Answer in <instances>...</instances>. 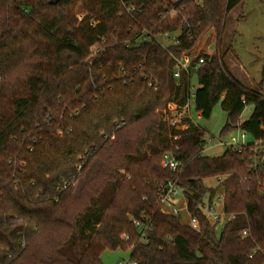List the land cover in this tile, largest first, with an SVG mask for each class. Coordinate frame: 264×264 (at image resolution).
Wrapping results in <instances>:
<instances>
[{
    "label": "trees",
    "instance_id": "obj_1",
    "mask_svg": "<svg viewBox=\"0 0 264 264\" xmlns=\"http://www.w3.org/2000/svg\"><path fill=\"white\" fill-rule=\"evenodd\" d=\"M244 1L0 0V264H103L107 250L130 251L136 264H264L263 170H250L248 154L203 156L205 130L171 134L162 112L187 102L197 76L196 112L210 119L221 104L220 137L241 129L264 143V80L244 86L219 48ZM78 8L90 16L79 22ZM144 30L182 34L163 47L142 41ZM211 31L216 53L193 57L177 83L178 61ZM173 146L185 164L178 176L161 165ZM94 156L101 165L73 196L78 168ZM219 175L236 214L220 235L197 208L217 194L204 182ZM176 177L200 231L158 209L159 184Z\"/></svg>",
    "mask_w": 264,
    "mask_h": 264
},
{
    "label": "rangeland",
    "instance_id": "obj_2",
    "mask_svg": "<svg viewBox=\"0 0 264 264\" xmlns=\"http://www.w3.org/2000/svg\"><path fill=\"white\" fill-rule=\"evenodd\" d=\"M87 16H90L89 13L85 12L81 8L77 9L76 18L79 22L83 21V19ZM90 24L92 26H96L98 23L95 19H92ZM179 36V32H171L168 36L160 34L156 39L163 47H169L173 44L171 40L173 38H178ZM217 40L218 39L214 31L204 35L197 41L196 46L191 52V56L200 57L204 55H214L217 50ZM219 48L225 65L232 68L240 80L248 86L251 85L250 88L258 89L260 85H263L264 0H245L244 3L236 7L229 14ZM184 60L187 62L185 58ZM89 61H91V59H88L86 62L90 63ZM191 81L193 86L199 87L197 76H193ZM176 82L178 83L177 80ZM252 112L253 106L247 107L245 112L240 117V122L247 121ZM196 118H198L200 126H202L204 130L207 129L209 133H213L215 138L219 136L226 124V115L222 111L221 104L214 107L210 119L199 118V116H196ZM233 134L238 136L239 131L236 130ZM115 139L116 137H112L111 141H114ZM248 141L254 142L253 137L249 135ZM225 152L226 148L208 146L205 147L203 156L209 158H219L222 157ZM87 163L88 167L85 168ZM81 165L83 168L80 172H78L79 176L77 177V182L74 186L73 196H77L84 185L96 174L99 166L101 165V160L99 157L94 156ZM118 172L122 175V177L126 175V171L124 169H120ZM204 184L207 188H215L217 186V180L214 177L209 178L205 180ZM181 219L184 224L189 223V216L186 211L182 213ZM130 256V251L107 250L102 254L101 259L103 264H118L120 261L128 260Z\"/></svg>",
    "mask_w": 264,
    "mask_h": 264
},
{
    "label": "built area",
    "instance_id": "obj_3",
    "mask_svg": "<svg viewBox=\"0 0 264 264\" xmlns=\"http://www.w3.org/2000/svg\"><path fill=\"white\" fill-rule=\"evenodd\" d=\"M173 2H177L178 0H171ZM131 11V9H129ZM171 17H175L178 15V12L173 9L168 14ZM186 22V19H184ZM182 34L181 31H177ZM169 33L164 34L168 36ZM157 36L153 35L147 30H144L142 34H140V39L142 41H149L151 39H155L157 41ZM173 42L172 45L179 44L178 38H173L171 40ZM158 42V41H157ZM92 52H99L98 45H95L91 48ZM187 60V62L184 60ZM194 58L191 56L183 55L182 59L178 61L177 66L174 70V77L177 81L180 80V72L183 68H188L192 65ZM205 64L204 58H199V62L194 65L195 71H198ZM150 87L154 88V91H157L156 82H150ZM198 87H195L190 83L189 91H188V100L184 105H177L171 103L167 106V108L163 111V119L167 123L170 133L176 131L178 133H183L191 130L192 128H198L200 131H203V127L200 126L198 118L196 116L201 117V114L196 112V93ZM243 122H240V124ZM122 123L121 125H123ZM119 125L118 127H121ZM239 135L235 136L231 133L228 137H220V135L215 138L213 133H209L205 130V134L202 137L203 142V152H205V147H216V148H226L227 151H232L234 153L243 155L248 154V160L250 162V170L252 171H260L263 170L264 174V143L262 141L249 142L248 136L249 134L238 129ZM170 134V137L172 135ZM173 149L168 150L164 153L161 165L164 169L170 171L174 175L178 176L183 172L185 164L183 161L177 159L175 155V151L179 150L178 146H173ZM248 151V152H247ZM82 167L78 168V172ZM217 180V186L219 190L214 197H211V194L208 193L201 203L198 204V210L209 219L211 224L214 226V229L217 234H221L224 228L235 220L236 214L228 213L225 210V190L223 188V183L227 178L226 175H219L214 177ZM261 191L264 192V180L260 183ZM66 188V185L63 186ZM211 188V189H215ZM157 203L158 209L164 213L169 214L175 217H181L184 211L187 212L189 216V223L186 224L191 227L193 230L200 231V221L196 215L190 212L189 210V200L186 196L184 189L178 184L177 177L175 179H167L162 181L157 189ZM135 225L140 229L142 226L139 222L135 221ZM149 228H145L143 232V237ZM248 235L247 231H244L242 236L246 237ZM118 264H136L130 258L126 261H120Z\"/></svg>",
    "mask_w": 264,
    "mask_h": 264
},
{
    "label": "crops",
    "instance_id": "obj_4",
    "mask_svg": "<svg viewBox=\"0 0 264 264\" xmlns=\"http://www.w3.org/2000/svg\"><path fill=\"white\" fill-rule=\"evenodd\" d=\"M227 67V66H226ZM228 68V70L230 71V73L238 80V81H240L244 86H246V87H250V86H248V85H246L242 80H240L239 78H238V76L236 75V73L233 71V69L232 68H230V67H227Z\"/></svg>",
    "mask_w": 264,
    "mask_h": 264
},
{
    "label": "water",
    "instance_id": "obj_5",
    "mask_svg": "<svg viewBox=\"0 0 264 264\" xmlns=\"http://www.w3.org/2000/svg\"><path fill=\"white\" fill-rule=\"evenodd\" d=\"M60 1H62V0H50V4H51V5H56V4H58Z\"/></svg>",
    "mask_w": 264,
    "mask_h": 264
},
{
    "label": "bare ground",
    "instance_id": "obj_6",
    "mask_svg": "<svg viewBox=\"0 0 264 264\" xmlns=\"http://www.w3.org/2000/svg\"><path fill=\"white\" fill-rule=\"evenodd\" d=\"M187 59V58H186Z\"/></svg>",
    "mask_w": 264,
    "mask_h": 264
}]
</instances>
